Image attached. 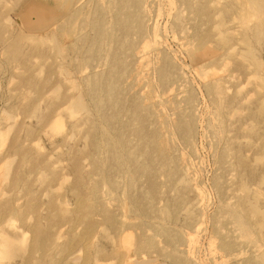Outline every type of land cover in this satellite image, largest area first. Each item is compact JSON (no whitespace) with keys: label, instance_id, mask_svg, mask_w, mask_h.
<instances>
[{"label":"rangeland","instance_id":"rangeland-1","mask_svg":"<svg viewBox=\"0 0 264 264\" xmlns=\"http://www.w3.org/2000/svg\"><path fill=\"white\" fill-rule=\"evenodd\" d=\"M103 262L264 264V0H0V264Z\"/></svg>","mask_w":264,"mask_h":264},{"label":"bare ground","instance_id":"bare-ground-1","mask_svg":"<svg viewBox=\"0 0 264 264\" xmlns=\"http://www.w3.org/2000/svg\"><path fill=\"white\" fill-rule=\"evenodd\" d=\"M93 143V142H92ZM114 145V144H113ZM113 147V146H112ZM110 148V147H109ZM111 154H113V153H111ZM120 160V159H119ZM261 160V159H260ZM117 161V160H116ZM116 166V165H115ZM131 179H132V177H131ZM133 180V179H132ZM131 183H132V181H131ZM78 189H76V191H77ZM76 191H75V193H76ZM78 193H79V191H78ZM78 193H76V194H78ZM85 203V202H84ZM256 203V202H255ZM79 204H81V202H79ZM84 205V204H83ZM80 206V205H79ZM78 206V207H79ZM86 206V205H85ZM91 206V205H90ZM89 207V206H88ZM92 207V206H91ZM80 209V208H79ZM95 210H96V208H94ZM77 210V209H76ZM89 210V209H88ZM80 211V210H79ZM83 211V210H82ZM256 212V211H255ZM78 213V212H77ZM84 213H85V211H84ZM87 213V212H86ZM81 214V213H80ZM78 219H80V217L78 218ZM90 230V229H89ZM117 230V229H116ZM90 234V233H89ZM108 236V235H107ZM110 236V235H109ZM60 237V236H59ZM110 237H112V236H110ZM109 237V238H110ZM109 238H107V239H109ZM60 239V238H59ZM58 239V240H59ZM60 241H62L61 239H60ZM60 241H57V242H60ZM112 242V241H111ZM114 242V241H113ZM114 245V244H113ZM31 252V251H30ZM29 253V252H28ZM78 261H79V259H78ZM84 261V260H83ZM87 262V261H86ZM85 262V263H86ZM146 263V262H145ZM100 264H107L106 262H103V263H100Z\"/></svg>","mask_w":264,"mask_h":264}]
</instances>
